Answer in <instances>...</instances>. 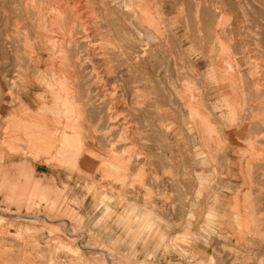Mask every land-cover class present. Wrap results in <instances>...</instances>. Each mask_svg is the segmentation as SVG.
<instances>
[{
	"label": "rangeland",
	"instance_id": "rangeland-1",
	"mask_svg": "<svg viewBox=\"0 0 264 264\" xmlns=\"http://www.w3.org/2000/svg\"><path fill=\"white\" fill-rule=\"evenodd\" d=\"M90 6L100 14L97 20L103 24L106 23L102 14L105 9L110 10L108 23L112 31L118 32V43L134 45L132 51L118 58L120 62L138 63L134 54L148 41L151 43L152 63L158 72L154 78L159 88L166 89L162 92V107L166 108L168 95L171 99L168 111L174 116V124L169 126L171 130L166 127L155 133L148 131V142L138 139L135 143L142 151L147 144L150 149L147 151L152 155L155 171L148 174L145 185L131 182L135 174L131 172L128 181L121 182V187L113 186L116 190L112 185H101L99 194L93 196L79 187L73 199L67 201L63 192L62 201L53 194L51 201L56 199V202L51 203L35 193L40 186L35 187L34 180L41 183L39 179L44 177L28 179L25 176L28 179L25 180L23 176L28 173L19 170L21 164L15 165L19 172L12 167L13 179L7 181L10 184L0 178V208L9 212L0 215V264H264V238L259 236L263 243L260 241L254 251L245 230L240 238L242 247L238 246L236 225L240 217L237 216H242L244 208L234 205L238 190H250L249 185L244 184L246 170L244 165L239 167V160L253 145V150L261 153L256 160L261 159L262 154L264 157V0H90ZM146 7L160 15L153 13L159 16L156 18L161 32L159 37L154 32L156 39L147 34L141 38L144 30L140 12ZM19 8L16 0H0V32L5 31L6 15H16ZM120 27L122 32L118 30ZM230 63L237 66L235 70H231ZM16 73L14 70L7 77L0 74V126L15 106L23 105L17 98L24 93ZM7 80L17 85L10 87ZM130 99L128 93V105ZM24 102H28L27 97ZM197 104L203 112V117H198L202 134L196 132L192 121L197 118L194 108ZM165 131L171 132L167 139ZM1 133L2 130L0 139ZM22 147L18 148L20 158L26 152ZM170 148L173 149V168L167 162ZM13 149L9 144L0 148L4 154H13ZM84 163L85 167H90L86 161ZM251 166L250 177L260 188L256 195L259 194V201L263 203L264 158ZM56 175L58 173H52L48 182L55 183ZM171 175L174 183L169 179ZM17 179L23 185L25 181L32 185L25 184V189ZM108 179L117 181L113 177H106ZM19 184L24 195L28 192L26 199L17 189ZM13 189L19 190L20 194H13L16 198L9 197ZM20 201L23 206L18 204ZM245 216H242L244 221Z\"/></svg>",
	"mask_w": 264,
	"mask_h": 264
},
{
	"label": "bare ground",
	"instance_id": "bare-ground-1",
	"mask_svg": "<svg viewBox=\"0 0 264 264\" xmlns=\"http://www.w3.org/2000/svg\"><path fill=\"white\" fill-rule=\"evenodd\" d=\"M16 3L20 6L17 14L6 15L5 31L0 32V74L3 77H7L12 71L17 70L15 75L19 78H16L15 75L14 77L20 80V87H22L24 94L17 97L20 104L22 103L23 105L15 106L12 113L3 119V125L0 126L2 127V129L0 128L2 130L0 148L9 144L15 150L13 154H4L0 150L2 153H0V163L2 164L0 166V178L2 181L7 182L13 179L14 175H11L12 167L18 164H21L19 170L21 169V171L28 173L26 175L22 171L25 174L23 177L28 176V179L29 177L30 179H35L40 171H48L50 174L56 172L58 173V182L52 183L54 182L52 181L50 183L48 182L49 177L43 176V179H39L41 183H35L38 180H34V186H40L38 188L39 191L35 190V187L34 189L30 186L37 195H40V198L43 197L50 201L53 194H57L55 197L59 200L62 199L63 194L67 201L73 199L75 190L71 188V185L76 183H80L83 186L82 188L87 189L91 195H97L102 186H120L123 182L128 181L131 172H135L134 176H132L134 179H130L131 182L137 181L141 182V185H145L148 174L155 171L152 155L147 151L150 150L147 144H144L145 151H142L137 149L135 143L138 139L148 142V131L155 133L160 128L166 130V127L169 128L171 124H174V116L170 115L168 111V105L169 103L171 104V99L168 95L167 99H169L166 108L163 109L162 107L164 105L162 92L164 93L166 89L159 88L154 78L158 72L155 64L152 63L154 57V52L152 53V51L154 48L151 43L148 41L144 48H140V51L134 54V60L138 63L133 62L126 65V63L120 62L118 58L128 54L127 51H132L134 45L132 43L126 45L118 43V32L116 30L112 31L108 23V18L111 14L110 10L105 9L104 14H102V19L106 23L103 24L100 20H97L100 19V14L94 8L90 9V0H16ZM140 13L141 18L139 20L144 30L141 38L143 34L153 36L154 32L160 35V27L158 26L159 23H157L158 18H156L160 15L152 12L148 7L142 8ZM153 13L159 16H154ZM10 26L12 28L8 29ZM120 29L121 27L118 29L119 32H122ZM222 49L224 48L222 47ZM222 65L224 66V64ZM236 67L234 63H230L231 70H235ZM15 78L12 80H15ZM7 81L10 83V87L17 85L15 81ZM190 89L189 92H191ZM128 93L131 94L129 105L127 104ZM25 97L28 99L27 103L24 102ZM195 98L198 102L199 96L196 95ZM198 104L194 107L197 110L195 113L197 118H200V116L202 118L203 112H200L202 109L200 110ZM195 113H192V115ZM192 118L194 117L191 116ZM197 118L192 121L195 124V129H197L196 132L202 134L200 131L201 121L199 118V121H197ZM205 118L207 119L206 116ZM205 118L203 119L205 120ZM204 122L203 124L207 128ZM168 130H171V128ZM203 131L205 132V130ZM170 135L171 132L165 131L166 139ZM108 139L111 140L110 143ZM199 139L201 140L202 137H199ZM101 140L103 143L100 142ZM106 143L109 144L107 145ZM251 143H249L250 148L253 144ZM20 146H23L22 148L26 151L21 158L18 154ZM247 148L249 147L247 146ZM253 148L254 145L245 153L243 159L239 160L240 163H237L240 168H243L244 165L246 170L245 172L243 171L244 184L246 186L249 185L250 190H236L234 205L236 208L243 207V214L246 215L244 221V218H242L243 214L241 216L237 212L239 214L237 217H240L236 225L237 244L240 248L242 247L240 246V238L243 231L247 230L248 234H245V237L247 236V240L252 241V250L256 251L258 243L262 242L260 237L264 238V202L259 201V194L256 195V191L258 190L259 192L260 188L256 183L253 184L250 177V168L252 167L251 165H257L264 157H262V154L261 159L256 160L261 153L257 154ZM168 153L167 162L168 165H172L169 167L173 168V149L170 148ZM239 153L241 154V152ZM84 161L88 165L90 164L89 168L85 167ZM259 165L263 166L262 164ZM147 169H150V172ZM97 175L102 177H97ZM106 177L116 178L118 182H114L112 179L106 180ZM28 179L27 177L25 178V180ZM169 179L174 183L173 175ZM17 182L21 183L18 179ZM7 183L5 184L7 185ZM13 183L11 182V184ZM27 183L25 181V184ZM21 184L17 186V189H19ZM25 184L22 185L26 189L27 185ZM13 185H17V183ZM29 185H32V183ZM113 189L116 190L115 187ZM19 190H10L13 193L8 196L13 197V194L15 195ZM20 191L22 193V190ZM30 192H32L31 189ZM27 193L26 195H24V192L22 193L24 198L25 196L27 198ZM254 194L256 196L251 197ZM32 195H35L34 192ZM32 197L37 198L39 196ZM17 198L19 197L17 196ZM20 199L22 200L23 198ZM31 199L29 202H31ZM54 200L56 202V199ZM55 202L51 201V203ZM74 203L76 204L75 201ZM18 204L23 206L21 201ZM27 204L30 205L29 203ZM38 204L41 205V203ZM75 204L74 206H77ZM55 205L56 207L58 206L57 204ZM9 207L7 206V208ZM65 208L69 209V207ZM58 209L60 211V207ZM3 210H0V215L9 213L7 212L8 209L6 211ZM241 210L243 211V209ZM70 212L72 213V211ZM15 214H17V211ZM36 216H38V213ZM71 246L73 245L71 244Z\"/></svg>",
	"mask_w": 264,
	"mask_h": 264
},
{
	"label": "crops",
	"instance_id": "crops-1",
	"mask_svg": "<svg viewBox=\"0 0 264 264\" xmlns=\"http://www.w3.org/2000/svg\"><path fill=\"white\" fill-rule=\"evenodd\" d=\"M48 171L46 172H43V171H40L38 172L39 176H41V178L44 176H47V177H50L52 175V173H47ZM57 177L55 178L56 182H58V175H56ZM77 185V186H76ZM79 187H83L80 183H76V184H72L71 185V188H73L75 190V194L74 196L76 195L77 191L79 190ZM77 190V191H76ZM93 196H96L95 194Z\"/></svg>",
	"mask_w": 264,
	"mask_h": 264
}]
</instances>
